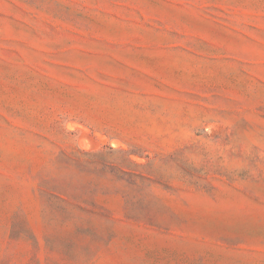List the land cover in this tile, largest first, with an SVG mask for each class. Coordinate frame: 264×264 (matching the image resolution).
<instances>
[{
    "label": "rangeland",
    "instance_id": "rangeland-1",
    "mask_svg": "<svg viewBox=\"0 0 264 264\" xmlns=\"http://www.w3.org/2000/svg\"><path fill=\"white\" fill-rule=\"evenodd\" d=\"M0 264H264V0H0Z\"/></svg>",
    "mask_w": 264,
    "mask_h": 264
}]
</instances>
